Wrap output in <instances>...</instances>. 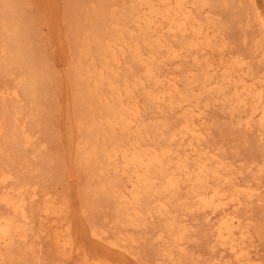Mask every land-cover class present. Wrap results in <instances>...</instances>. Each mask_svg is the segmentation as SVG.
<instances>
[{"label": "bare ground", "instance_id": "1", "mask_svg": "<svg viewBox=\"0 0 264 264\" xmlns=\"http://www.w3.org/2000/svg\"><path fill=\"white\" fill-rule=\"evenodd\" d=\"M117 1L98 0V5L92 11L91 18L86 16L85 21L81 23L79 28L77 27L78 34H75V38H71L72 40L70 42L72 44L70 45L67 44L70 40L67 36L68 33L65 32L66 35H63V32L59 33V30L62 28L61 18L59 19L58 16L54 17L53 11L46 7H41L38 11L40 24L50 33L55 31V33L62 34V36L59 35V38L67 40L66 44L69 45V48H67L71 51L70 58H68V62L66 63V70L68 72H65L67 73L66 78L70 81L68 83H71L69 85H73V98H71L74 101L71 100L74 106L73 104L71 106L74 108L71 115L67 117L68 130L66 140L69 144V149L74 150V154L72 155H74L75 163L77 162L81 172L87 174L88 179H97L96 186L93 189L86 188L85 183H82L83 187L86 188V190L84 188L86 191L85 195L91 199V205L94 203V200L96 202L98 199L109 202L116 211L117 219L119 220L118 223H120L119 225L122 228L123 226L139 225L143 215L147 213L151 217L152 209H154V213L157 215H167V212H169L168 203L170 202V200L168 202V199L172 197L179 204L177 201L183 197L182 200L185 199L186 201H181L183 203L179 205L184 209L187 208L186 210H191L192 212L200 211L203 214V218L211 223L213 242L220 245L223 250L229 251L231 257L233 256L237 264H257L250 260L251 252L249 254V247L247 248L248 243L245 240L247 234L251 231L247 232L248 230L245 229V226L240 224V217L235 214V210L246 202L245 199H242V196L248 199L258 195L259 189L256 188L258 186L251 187V185H245L243 182L244 185H242L235 182L236 180L234 181L231 175H227L226 173L224 175L222 172L224 171V161L220 158L218 159L216 153L207 154L210 152L203 150L205 147L202 146L201 149L199 148L201 145L198 144H200L201 138L203 137V131H200L199 125L203 123L202 118L206 110L205 107L208 105L206 103L200 106L201 99L199 96L206 93L209 94L213 91L214 94L221 95L222 100L225 97L226 101L223 100L224 102L227 103V100L231 101L235 106L240 107L239 112H244L245 117L244 119L242 117L241 120L243 119L245 126L255 127L256 125L259 133L264 135V72L260 75H254L255 72L252 71V75L249 69V61L251 60L248 61V56L246 55L243 58H237L236 56L226 63H223V58H220L222 62L213 60L211 62L208 61L204 65H200L195 61V64L199 67V69L196 68L199 70L197 78L190 79L187 76L185 77V81L182 79L184 82L182 83L183 87H178L174 75L167 74L162 76L160 74L164 71L163 68L160 69L161 73L159 74L155 66H157L158 58L161 62V59L165 56L179 57L180 54V52L179 54L177 53L178 49H175L176 46L173 48L162 40L161 37L164 31H167L170 36H179L180 43L178 44L182 48L188 49V51L191 48H198L199 51H196V54L198 52L199 54L207 52V44L202 42L203 45L201 46V42L197 41L199 37L201 38L204 28L202 29V26L193 17V12L195 13V10L193 11L192 9L193 3H188L187 0H130L132 5L129 6L128 4L123 10L117 12L113 8L114 5L117 7ZM127 2L129 1L127 0ZM249 2L252 12V16H250L256 22L259 29V38L253 41L252 48L250 47L253 49L251 53L255 52L260 57V60L264 62V8L257 5L255 0H249ZM110 7L111 9H109ZM21 12L14 3V0H0V26L1 35H3V40H1L3 43L1 42L0 44V53L4 57L3 63L0 66V73L2 76H14V85L12 87L2 88L0 91V94L4 97L9 95L19 96L18 93L21 94V92H17V87L25 85V83H27L25 93L28 96L36 97L40 94L36 88V85L40 86L35 75V70H37L36 63L33 65L30 53H28L30 56L26 54V49L28 48L26 47V35L28 33L26 34L25 30H23ZM62 17L64 18L65 16L63 15ZM195 18H197L196 14ZM76 20L79 19L77 18ZM205 30L207 31V28ZM186 36L190 39H186ZM212 42L210 41V43ZM178 46L177 48H179ZM191 52L193 53V51ZM181 53L183 52L181 51ZM218 53L217 55H219ZM123 54H129L131 63L135 64L133 61L140 63L142 73L135 77L134 74L136 73L132 72L134 78L131 81L123 80V83L120 84L117 81V73L115 71H111L110 74H106L105 71L110 69V63L119 62L120 56ZM210 54L212 53L210 52ZM28 56L32 62H30L31 60H29ZM228 57L230 58V56ZM43 67L38 69L42 70ZM192 67L194 68V66ZM17 69L23 71L21 78H19V72V77L16 75ZM194 70L192 73L196 71ZM15 71L16 74L14 75ZM39 71H37V76H42ZM188 71L191 72L189 69ZM128 77L131 78L129 73ZM41 86L45 87L42 84ZM194 86L195 89L197 86V90L193 88ZM138 87L141 88L139 90L143 94L141 101L145 100L144 102L146 105L148 104V107L156 104L154 107L158 111L162 110L161 104L163 106L165 105V108L169 111L176 110L179 107L181 117L176 118L180 119V121L177 120L179 121L177 125L175 124L171 128L164 123L163 127L166 129L165 132L164 130L162 132V129L158 128L157 125V127L148 130L150 123L144 121L146 117L140 118V116L144 117L141 112L143 108L140 111L137 101L134 100V96L132 95L133 91L135 95L139 93L136 92ZM135 89L137 90L135 91ZM224 90H228V93ZM143 101L142 103H144ZM203 101L205 100L203 99ZM14 106L12 107V112L15 115L16 109ZM145 106L141 105V107ZM160 108L161 110H159ZM8 113H10L9 110ZM148 113L151 112L148 111ZM1 115L3 116L4 114L1 113ZM9 115L7 114L8 117ZM10 119L9 121L14 123V120ZM2 120L0 121V131L3 129V124H8L7 121L2 124ZM70 121H74L73 123L76 129L75 135L73 127L69 124ZM16 125L14 124L10 129L12 142L18 145H28L31 136L25 130L26 128H23L24 126ZM198 140H200L199 143H197ZM184 141H187V143L183 148V153L179 152V148L172 147L173 142L178 144L179 147L185 144ZM180 149L182 150V148ZM8 177V174L1 173L0 183L3 184L8 180ZM85 179H87L86 175ZM248 180L251 181L250 179ZM183 189L185 191L184 195L180 196V192ZM21 190L22 186L19 184L9 191L3 188L0 193V202L3 204L1 205L6 207V212L0 213V264L6 263L4 261L6 259L5 257L8 258L9 262L14 258L10 254V250L15 239L25 238L24 226L28 223L30 217L27 215V210H25V203L27 201L22 196L23 192L21 193ZM46 190L45 192L48 193V189ZM50 193L43 195L44 198H42L43 200L39 208L42 217L39 216V218L41 217L43 219L44 222L41 221L48 231L47 237L52 241L55 250L61 256V260L76 256L78 260L75 261V264H129L120 258H110L107 255L87 252L83 248V245L81 246L76 241L78 233L83 229H80L79 226L77 227L71 220L69 205L67 203L65 204L68 198H65L64 202H57L56 196H54L56 192L53 194ZM24 195L26 194L24 193ZM35 195L33 193L30 198L33 199ZM151 203L153 206H150ZM230 208L232 210L229 212L228 209ZM79 209L78 211H80ZM184 209H181V212ZM237 211L239 212V210ZM82 215L84 216V214ZM89 223H86L87 227L84 228V231L88 235L95 238L98 242L105 244L107 246L106 248L112 247L125 251L122 249L123 246L119 244V239L112 240L113 238H111L110 240V238L104 236L103 232L98 231L92 223ZM178 225V220L168 218L161 225L162 228H160L161 230L157 237L163 238V234L167 233L166 235L172 238L171 240L174 246H182L183 242L179 241L183 239V234L187 228L181 226L180 229ZM251 241H249L248 246L251 245ZM30 243L32 245L33 242L30 240ZM243 243L247 245H244V247ZM248 254L250 258H248ZM133 256L136 257L137 255Z\"/></svg>", "mask_w": 264, "mask_h": 264}, {"label": "rangeland", "instance_id": "2", "mask_svg": "<svg viewBox=\"0 0 264 264\" xmlns=\"http://www.w3.org/2000/svg\"><path fill=\"white\" fill-rule=\"evenodd\" d=\"M128 1L129 2H127V0H118V4L116 3L117 7L116 5H114L113 8L115 9V11L119 12L123 10V8H125L128 4L129 6L132 5V2L130 0ZM187 1L188 3H193L192 9L193 11L195 10V13L193 12V17L195 21L202 26V29L204 28L201 38L199 37L197 41L201 42V46L203 45V43L207 44V52L204 53L205 55L203 53V55L199 54V52L196 54L195 52L199 51L198 48H191L189 49L190 51H188V49L182 48L180 44H178L180 43L179 36H170L167 31H164L161 37L162 40L167 45H171L173 48L176 46L175 49H178L177 53L179 54L180 52V54L179 57L165 56L161 59V62L158 58V61L156 63L157 66H155L157 67V73L159 72L160 74V69L163 68L164 71H162V74L160 75H174L178 87L181 86L182 88V83H184L182 79L185 81V77L187 76L190 77V79H196L197 75L199 74V70H197L199 69V67L197 66V64H195V61H197L196 63H199L200 65H204L208 61L211 62L213 60H215L216 62L223 61V63H226L236 56L237 58L248 56L247 60H251L249 61V69L252 75L253 72H255L254 75H260L262 74V72H264L262 71L264 70V65H262L264 64V62L260 60V57L255 52L251 53L253 51V49H251L253 41L259 38V29L256 22L251 17L252 12L249 0ZM255 1L257 5L264 8V0ZM66 2L69 4H67ZM14 3L18 6L20 11H22L21 24L24 27L23 30H25V33H28L26 35V47H28L26 49V54L30 53L31 56L29 54L28 55L32 58L33 65L34 63H36L35 65L37 68H35L37 70H35V75L40 84V86L36 85V88L38 89V93L40 94H36V97L28 96L25 93V87H27V83H25V85L17 87V92H21V94L18 93L19 96L9 95L4 97L0 94V121L2 119L4 120H2V124L6 121L8 122V124L5 123L6 126H8L6 127L5 124H3V129H1L0 131V174L6 173L9 175L8 180L4 182L5 184L0 183V193L2 192L3 188L4 190L9 191L12 188L14 189L16 185L20 184L22 186V196L27 201L25 203V210H27V215H29L30 217V220H28L29 224L27 223L24 226L25 238L15 239L12 245V247H14H11L10 254L12 255V257H14L12 258L13 260L11 259L9 262L8 258L5 257L6 259H4V261L6 263L4 264H75V261L78 260L76 256H71L65 260H61V256L55 250L52 241L47 237L48 231L45 228L43 219L41 218L42 214H40L41 212H39V208L43 200L42 198H44L43 195L49 194L51 191L52 192L50 194L56 192L54 196H56L57 202H64L65 198L69 199L65 201V204L67 203L69 205L71 220L77 227L79 226L80 229H83L80 233H78L76 241L81 244V246L83 245V248L87 252H95L107 255L110 258H120L125 260L129 264H237L233 256L231 257L229 251L223 250L220 245H217L215 242H213L212 228L210 227L211 223L203 218V214L200 211H193V213L191 210H186L187 208L184 209L181 205H179L180 203H183L181 201H186L185 199L182 200L183 197L182 199L177 201L179 202V204L176 203V201H174L172 197L168 199V202L169 200L170 202L168 203L169 212H167V215H157L156 213H154V209H152V213L150 212L151 217L149 216L150 214L148 215L145 212L146 214L141 217L139 225L126 227L123 226V228L119 225L120 223H118L119 220L117 219V213L109 202H106L102 199H96V202L94 200L95 204L93 203L91 205V199L89 198V196L85 195V190L86 188L93 189L96 186L97 179H88V175L84 172H81L77 162L75 163L74 155H72L74 154V150L72 151L71 149H69V144L66 140V133L68 130L67 117L72 113V110L74 108V104L72 102L74 100L72 99L73 85H69L71 83H68L70 81L66 78L67 73L65 71L68 72V70H66V63L68 62V58H70L71 55V51H69L68 49L69 45L72 44V42L70 41L75 38V34H78V28L81 23L85 21L86 16L88 18H91L92 11L98 5V0H14ZM79 4L82 5L80 6ZM41 7L51 9L53 11L54 17L58 16L59 19L61 18L60 20L62 31L59 30V33L63 32L62 34L66 35L65 32H67V36L70 39L69 43H67L66 39L59 38L60 36H62V34L60 35L58 32H56V34L55 31L50 33L43 25L40 24L38 19V11ZM109 9H111V7ZM109 9L107 8V10ZM195 14L197 18H195ZM63 15L65 16L64 18L62 17ZM77 18L79 20H76ZM206 28L207 31L205 30ZM1 34L2 33L0 26V44L2 42L1 40H3V35ZM166 35L170 39H168ZM190 38L186 36V39ZM210 41H213V44L210 43ZM66 43L69 45H67ZM177 46L179 48H177ZM213 50L216 51L214 52ZM223 50L225 53L223 52ZM181 51L183 53H181ZM191 51H193V53ZM189 52H191L192 55L191 53L188 54ZM210 52L212 54H210ZM217 53L219 55H217ZM198 54L199 56H197ZM2 55L3 54L0 55V66L2 65L4 60V57ZM208 55L210 56L207 57ZM29 56L28 58L29 60H31ZM228 56H230V58ZM220 58H223V60L221 61ZM32 60L30 62H32ZM120 60L117 63H110V69L105 71L106 74H110L111 71H115L117 73L118 83H123V80L131 81L134 78V75L136 77L142 73L141 64L138 62L137 64L136 61H133L135 64L131 63L129 54L121 55ZM252 65H254V67H252ZM42 66H44L42 70L38 69ZM192 66H194V68ZM188 69L191 70V72L188 71ZM192 69H195L196 71L194 70L195 72L192 73ZM16 71L14 75L16 74L17 77H19L18 74L20 73L19 78H21V76L23 75H21V73H23V71L18 69ZM37 71H39V73L41 72L40 74H42V76H37ZM47 72L49 73L45 74ZM132 72L136 73L137 75H133ZM128 73L130 74L131 78L128 77ZM13 78L14 76L12 75L2 76V74L0 73V91L2 90V88L12 87L14 85ZM41 84L45 85V87H42ZM18 88L20 89L18 90ZM193 88L195 89V86ZM137 89H135V91L137 90L136 92H139L136 93V95H138L136 96L134 91L132 95L134 96V100L137 101L140 111L142 110V108L144 111H146L145 113L143 110L141 111L144 117L140 116V118L142 119L146 117V120H143L150 123L148 130H151L152 128L158 126V128L162 129V132L163 130L165 132L166 129L165 127H163L164 123L171 128L174 127L175 124L177 125L180 119L176 118L181 117L179 107L176 108L177 111L175 109L169 111L167 108H165V105L163 106V104H161L162 110L161 108L159 109L161 111H158V109L154 107L156 106V104L150 106V108L147 106L148 104L146 105V103L144 102L145 100H142L144 103H142L141 101V99L143 98V94H141L142 91L139 90L141 88L138 87ZM195 90H197V86ZM224 91H227L228 93V90ZM212 92L209 93L212 97L207 93L199 96V98L201 99L199 105L202 106V104L206 103H208V105L205 107L206 110L202 118L203 123L199 125L200 131H203V137L201 138V141L198 140L197 143H199L200 141V144L198 145L201 146H199V148L201 149L203 146L205 147V149L203 150H208L210 152L207 154L216 153L218 159L220 158L224 161V171H222L224 175H231L234 178V181L236 180L235 182L242 185L247 184L249 186L251 185V187L258 186L256 188H258L260 191L258 190L257 196H253L252 198L248 199L245 198V196H242V199L246 200V202L244 203L245 205L243 204L241 205L242 207H238V209L235 210V214L240 217V224L245 226V229L248 230L247 232L251 231L247 234V237L245 239L247 240L246 242L248 243V245L250 243L249 241L253 240L251 241V245L248 246L246 243H243V246L247 245V248L249 247V254L251 252V258L249 254L247 255L248 258H250L253 263L264 264V173H262L264 172V156H262L264 155V135H261L259 133V130L256 129L255 124V127H247L243 124L245 114L244 112H239L240 107L235 106L233 102L228 100L227 103L224 102L226 101L225 97L223 101L221 95H217ZM215 96H217V98H215ZM203 99L205 101H203ZM13 104L18 106H14ZM72 104L73 106H71ZM141 105L145 107H141ZM230 105L232 108L235 106L233 108L234 110L230 107ZM13 106L15 107L17 113H15V115L12 112ZM8 110L10 113H8ZM148 111L151 113H148ZM153 111L155 112L153 113ZM1 113L4 115L2 116ZM7 114H10L9 117L7 116ZM242 117L243 119L241 120ZM9 118L13 119L14 123L12 121H9ZM73 122L74 121H70L69 124L73 127V132L75 135L76 129ZM158 123L162 126H159ZM14 124H18V126H24V129L26 128L25 130L31 136L30 143L28 145H18L12 142L10 129ZM174 142L172 143V147L179 148V152L183 153V148L185 147L187 141H184L185 144L183 143L184 145H180L179 147L178 144ZM203 144L206 145L204 146ZM180 148H182V150ZM34 149L36 150V152ZM260 161L262 162L260 163ZM85 175L87 179H85ZM248 179H250L251 181L253 179V181L251 182ZM8 181L9 183H7ZM82 183H85V187H87H83ZM46 189H48V193H46ZM184 192L185 191L183 189L182 192H180V196H183ZM24 193L26 195H24ZM33 193H35L36 195L33 199H31L30 196ZM1 204L2 202H0V205ZM151 205L153 206L152 203L150 204V206ZM180 208L184 209L182 210L183 212H181ZM78 209L80 211L82 210L81 213L80 211H78ZM231 210V208L228 209L229 212ZM237 210H239V212ZM1 212H6L5 206H2L0 213ZM82 214H84L85 218ZM185 214L186 216H184ZM172 215L174 216V218ZM39 216L41 217L39 218ZM168 218L178 220V228L181 229V226H185L187 228V230L183 234V239L179 241L183 242L182 246H174L171 240L172 238L169 237V235H166L167 233L163 234V238L157 237L159 231L161 230L160 228H162L161 225ZM86 223H92V225H94L98 231H101V233L103 232L104 236L110 238V240L111 238H113L112 240L119 239L118 242L121 246H123L122 249L125 251H121L120 249L112 247L106 248L107 246L105 244L98 242L95 238L88 235V233L84 231V228L87 227ZM251 234L253 237L251 236ZM30 240L31 242H33L32 245H30ZM37 241L38 243L35 244V242ZM24 242L27 245H25ZM18 244L20 247L18 246ZM21 248H23L24 250ZM133 252V255H137L138 257H134L132 255Z\"/></svg>", "mask_w": 264, "mask_h": 264}]
</instances>
